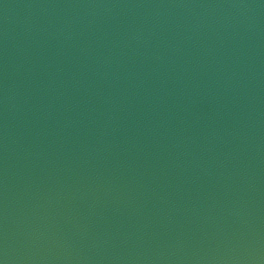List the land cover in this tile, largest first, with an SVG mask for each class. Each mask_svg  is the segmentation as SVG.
Returning <instances> with one entry per match:
<instances>
[{
	"label": "water",
	"instance_id": "water-1",
	"mask_svg": "<svg viewBox=\"0 0 264 264\" xmlns=\"http://www.w3.org/2000/svg\"><path fill=\"white\" fill-rule=\"evenodd\" d=\"M0 264H264V0H0Z\"/></svg>",
	"mask_w": 264,
	"mask_h": 264
}]
</instances>
